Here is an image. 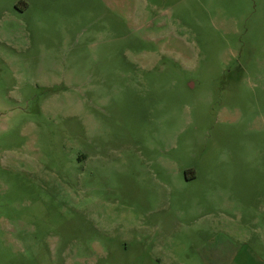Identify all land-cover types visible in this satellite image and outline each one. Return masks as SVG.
<instances>
[{"label": "rangeland", "instance_id": "rangeland-1", "mask_svg": "<svg viewBox=\"0 0 264 264\" xmlns=\"http://www.w3.org/2000/svg\"><path fill=\"white\" fill-rule=\"evenodd\" d=\"M0 264H264V0H0Z\"/></svg>", "mask_w": 264, "mask_h": 264}]
</instances>
